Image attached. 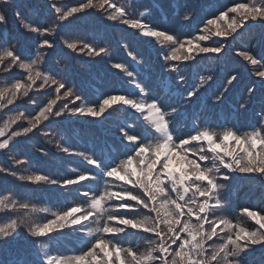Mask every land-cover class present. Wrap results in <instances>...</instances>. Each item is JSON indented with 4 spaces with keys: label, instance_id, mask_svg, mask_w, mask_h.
I'll return each mask as SVG.
<instances>
[{
    "label": "snow or ice",
    "instance_id": "6c2138e0",
    "mask_svg": "<svg viewBox=\"0 0 264 264\" xmlns=\"http://www.w3.org/2000/svg\"><path fill=\"white\" fill-rule=\"evenodd\" d=\"M97 58L122 90L92 99ZM58 153L84 167L49 173ZM0 157V264H264V208L230 197L239 179L264 193V0H0Z\"/></svg>",
    "mask_w": 264,
    "mask_h": 264
},
{
    "label": "trees",
    "instance_id": "16d2710c",
    "mask_svg": "<svg viewBox=\"0 0 264 264\" xmlns=\"http://www.w3.org/2000/svg\"><path fill=\"white\" fill-rule=\"evenodd\" d=\"M42 2V0H41ZM64 3L72 2V0H63ZM145 3H152L154 0H144ZM160 2L167 3V0H160ZM203 2V0H202ZM211 2H215V0H211ZM228 0H220V3H226ZM165 13V17L163 16ZM29 15H31L29 13ZM34 18V17H33ZM157 23L162 26L174 29L178 33L189 31V28L184 27L175 17L174 13L169 14L166 10L161 13L159 10L157 11L156 16ZM198 22V21H197ZM13 29L16 28V23L13 21L11 24ZM119 38V33H109V39L112 41L110 44V50L114 59L122 60L123 56L119 52L118 48L115 46V40ZM142 51H145L146 55H148L151 59V63L153 67H155L156 59L153 50L151 47L145 46L141 48ZM235 53H231L229 57L225 59L231 63L232 67H241L240 64H237L235 60H232ZM98 59V62L94 63L92 69V79L89 85V95L92 99H97L104 92H111L115 90H122L119 84V78L114 75V69H110L108 65L105 64L104 60ZM107 59V58H105ZM239 57H236V60H239ZM247 73H245V78L241 80L239 84L233 88L232 92L229 95L228 101L225 102L224 105L217 108L215 110V115L219 118H229L231 116V107L229 103H233L234 99H238L241 94H243L245 87L250 83V81L246 78ZM258 87V85H257ZM116 117L124 118V112L121 111L119 113L114 114ZM250 119V117H249ZM240 124L246 123L245 118H240ZM88 125H85L82 129L79 125H72L71 129L68 133H64L66 136L70 137L71 144L80 149H86L91 147V144L88 143ZM97 135H104V126L97 125L94 129ZM56 139H59V135L55 134ZM37 146L43 147L46 151L51 154L57 153V149L54 147V144H48L44 137H40L37 141H35ZM63 160H46L42 162L41 166L51 174L60 175L67 174L69 169L72 167H81L84 165L80 163L70 164L67 160V157H64L62 153H58ZM7 163L5 158L0 157V165H5ZM23 171V168L20 169ZM2 187L13 188L21 193H27L31 195L32 186H20L19 182H10ZM38 197H41L44 201L49 199V194L43 191V186L36 189L35 193ZM230 197L234 204L236 205H246L254 209L264 208V193L261 192L259 185L254 183L253 181L239 179L233 181V187L230 191ZM52 202L56 203L55 198H52ZM44 206H51L44 205ZM43 215V214H41Z\"/></svg>",
    "mask_w": 264,
    "mask_h": 264
}]
</instances>
